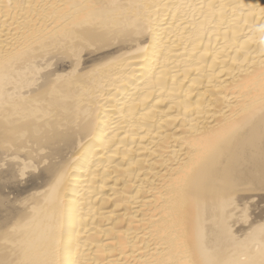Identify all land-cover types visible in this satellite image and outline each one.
<instances>
[{
  "label": "bare ground",
  "instance_id": "6f19581e",
  "mask_svg": "<svg viewBox=\"0 0 264 264\" xmlns=\"http://www.w3.org/2000/svg\"><path fill=\"white\" fill-rule=\"evenodd\" d=\"M0 264H264V0H0Z\"/></svg>",
  "mask_w": 264,
  "mask_h": 264
}]
</instances>
